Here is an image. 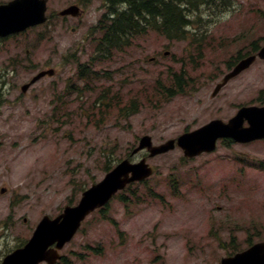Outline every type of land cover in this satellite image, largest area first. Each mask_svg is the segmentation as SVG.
I'll list each match as a JSON object with an SVG mask.
<instances>
[{"label":"rangeland","instance_id":"rangeland-1","mask_svg":"<svg viewBox=\"0 0 264 264\" xmlns=\"http://www.w3.org/2000/svg\"><path fill=\"white\" fill-rule=\"evenodd\" d=\"M230 1L234 8L214 15L206 10L201 24L193 27L210 29L208 40H213L214 48L206 45L200 49L205 52L199 53L187 41L169 42L152 32L136 38L123 54L125 60L118 56L97 69L120 78V66L132 62L144 71V87L152 88L157 81L169 85L172 74L189 68L191 76L205 77V83L211 86L213 75L222 76L233 57L253 49L254 43L264 42V0ZM74 2L90 8L93 19L89 27L48 24L30 31L20 42L27 43L29 53L12 47L11 53L0 54V261L30 238L41 217H55L69 200H79L82 186L92 183V178L100 180L107 156H126L144 135L162 144L214 117L232 116L236 104L250 97V93L235 89L237 83H233L215 99L212 109L205 107L212 103L208 100L211 87L179 96L159 108L146 107L131 117L128 125L122 122L119 127L109 125L102 131L85 129L73 112L77 105L71 104L68 115L59 113L52 107V94L63 90L67 95L73 91L72 85L81 87L76 81L77 67L94 56V43H99L102 33L90 27L106 13L107 3L49 0L50 11ZM202 55L206 64L200 59ZM52 67L57 69L54 78L46 77L28 93H22L23 85ZM260 72H264L262 62L249 74L254 77ZM113 84L104 80L96 86L101 89ZM134 89L133 93L124 91L131 93L127 100L140 94V88ZM256 93L254 88L251 94ZM243 153H249V160L258 163V157L264 158V146L221 145L216 154L188 163L178 148L148 159L156 174L148 184L133 187L145 202L125 204L118 196L105 213L91 215L61 252L65 257L61 264H220L235 250L247 249L260 240L261 224L251 222L259 220L257 217L264 221V172L244 167L234 174L228 163L224 168L218 165L226 155L244 159ZM144 156L146 153L136 159ZM224 170L235 178L229 180ZM3 188L7 191L1 194ZM250 194L254 195L253 204L249 203ZM122 196L129 198V191Z\"/></svg>","mask_w":264,"mask_h":264},{"label":"water","instance_id":"water-1","mask_svg":"<svg viewBox=\"0 0 264 264\" xmlns=\"http://www.w3.org/2000/svg\"><path fill=\"white\" fill-rule=\"evenodd\" d=\"M45 4V0H17L9 6L1 7L0 36L20 32L44 23L46 21ZM260 56L264 58V49L261 51ZM254 60L255 57H252L243 61L233 73L226 77L224 82L247 68ZM46 74L45 72L40 73L33 79L31 84H34ZM48 74L52 75V72ZM29 87L30 85H26L23 90L26 91ZM245 120L249 121L250 128H243ZM224 136H232L241 142L264 137V110L257 108L243 109L230 124L224 125L221 122H214L193 134L183 136L179 139L178 144L186 149L188 156L192 157L203 151L214 150L217 139ZM144 148H148L153 157L174 149L175 141H169L160 147H153L151 138L145 137L136 152ZM152 173L153 170L146 165L145 161L136 165L130 164L129 161L123 162L108 174L102 183L86 192L78 207H68L65 214L54 221L45 217L27 247L8 257L4 264H39L43 260L54 263L58 256L56 251H54V254L47 251L49 246L58 242L57 247L61 249L74 236L81 222L89 213L107 203L118 190L125 188L128 183L143 180ZM130 174H132V177H130ZM49 254H53L54 259H49V257H53ZM222 264H264V245H256L243 254L224 259Z\"/></svg>","mask_w":264,"mask_h":264},{"label":"trees","instance_id":"trees-1","mask_svg":"<svg viewBox=\"0 0 264 264\" xmlns=\"http://www.w3.org/2000/svg\"><path fill=\"white\" fill-rule=\"evenodd\" d=\"M209 2L210 0H108L112 11L110 15L113 14L114 17L110 19L108 31L98 49L100 58L125 51L132 45L134 37L146 34L149 28L172 41L188 39V28L196 14L194 10L200 11L199 8ZM177 89L182 90V85L178 84ZM164 90L166 91H160L163 100L170 98L173 92L172 89ZM113 98L119 100L117 108L120 120H127L138 113L135 101L127 106L129 103H125L120 96ZM147 99L151 102L149 97ZM111 107L110 102L106 108L109 111Z\"/></svg>","mask_w":264,"mask_h":264},{"label":"flooded vegetation","instance_id":"flooded-vegetation-1","mask_svg":"<svg viewBox=\"0 0 264 264\" xmlns=\"http://www.w3.org/2000/svg\"><path fill=\"white\" fill-rule=\"evenodd\" d=\"M2 4V3H0ZM84 15V14H83ZM68 19H71V17H62L60 18L61 21H67ZM25 34H21L20 37L24 36ZM2 40V39H0ZM263 89H264V80H263ZM262 103H264V93H263V99H262Z\"/></svg>","mask_w":264,"mask_h":264},{"label":"bare ground","instance_id":"bare-ground-1","mask_svg":"<svg viewBox=\"0 0 264 264\" xmlns=\"http://www.w3.org/2000/svg\"><path fill=\"white\" fill-rule=\"evenodd\" d=\"M117 1V0H116ZM120 3V2H119ZM128 11H129V9H128Z\"/></svg>","mask_w":264,"mask_h":264}]
</instances>
